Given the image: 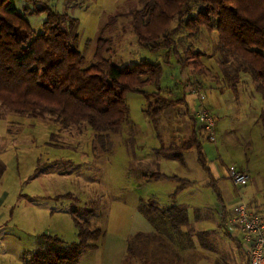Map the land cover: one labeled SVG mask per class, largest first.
<instances>
[{"label":"rangeland","instance_id":"1","mask_svg":"<svg viewBox=\"0 0 264 264\" xmlns=\"http://www.w3.org/2000/svg\"><path fill=\"white\" fill-rule=\"evenodd\" d=\"M144 1L15 0L20 11L49 5L75 19L73 28L80 36L79 49L88 66L94 63L102 35L111 42V54L106 57L120 67L145 60L161 64L165 71L162 88L150 86L145 91L172 105L163 111L160 128L155 130L145 114L146 99L128 93V120L119 131L103 133L102 138L86 124L63 126L49 116L29 118L5 111L0 135L10 139L11 150L0 159L11 162L14 174L5 178L4 187L10 195L4 204V220L0 217L4 222L0 227V264H31L45 236L66 244L78 242L74 218L91 231L101 229L98 248L82 253L78 263L98 264L110 245L124 246L139 230L142 218L138 209L153 216L151 201L160 208L186 206L191 219L195 205L210 208L213 210H205V216L211 217L213 211V218L218 219L220 197L235 190L228 169H244L249 162L259 164L264 157V97L256 82L244 74L237 89L226 84L216 51L218 36L203 28L192 38L183 28L161 40L164 50L159 53L141 49L130 14L142 9ZM45 18L44 14L29 16L32 28L42 30ZM177 25L175 21L173 27ZM198 52L201 57L196 56ZM200 96H205L204 105L216 119L215 143L209 142L193 121ZM193 129L202 144L200 149L184 147ZM172 144L177 148L155 154ZM199 151L206 153V162L201 161ZM177 152L181 158L172 159ZM155 173L178 176L193 184L176 193L179 181L151 179ZM224 203L229 210L232 203L228 197ZM201 223L208 224L205 228L216 225L213 220Z\"/></svg>","mask_w":264,"mask_h":264},{"label":"trees","instance_id":"2","mask_svg":"<svg viewBox=\"0 0 264 264\" xmlns=\"http://www.w3.org/2000/svg\"><path fill=\"white\" fill-rule=\"evenodd\" d=\"M34 14L46 15L38 32L29 21ZM130 17L138 45L154 54L164 50L161 40L183 28L190 38L202 28L216 33V51L226 84L237 89L241 76L248 74L264 97V0H145L142 9L135 10ZM175 21L178 25L173 27ZM73 26L75 19L49 5L20 11L15 0H0V119L5 111L29 118L49 116L63 126L86 124L102 138L103 133L121 129L130 113L126 96L139 93L148 103L147 118L159 130L163 111L172 103L145 89L162 88L165 71L161 64L145 60L120 67L106 57L111 54V42L102 35L97 40L94 63L88 66L79 49L80 36ZM199 53L196 56L201 57ZM152 98L156 100L153 102ZM197 137L193 130L184 147L200 149ZM176 148L172 144L155 150V154L160 156L163 150ZM178 158L181 152L172 155V159ZM150 178L179 181L176 193L193 184L160 173ZM149 207L153 216L140 210L155 233L138 232L131 236L127 241V259L131 264L187 262L186 251L193 246L195 237L203 238L207 232L194 230L186 206L160 208L151 201ZM201 211L195 209V219L204 216L205 211ZM227 216L225 213V219ZM74 219L79 241L66 244L45 236L31 264H78L82 253L98 248L101 229L91 231L88 225L84 227Z\"/></svg>","mask_w":264,"mask_h":264},{"label":"crops","instance_id":"3","mask_svg":"<svg viewBox=\"0 0 264 264\" xmlns=\"http://www.w3.org/2000/svg\"><path fill=\"white\" fill-rule=\"evenodd\" d=\"M1 120L2 119H0V121ZM195 126L196 125H194V128ZM7 127H9V125H7ZM6 131L9 133V129H6ZM9 143H10V139H7L5 135L1 134L0 157L3 153H6L9 150H11ZM200 148H202V144H200ZM205 154L206 153L202 154L203 157L202 159L206 162L208 157ZM10 163H5L4 159L2 160L0 159V217H2L3 220H4V214H3L4 204L6 201L9 200V195H10L9 190L6 187H4L6 181L5 178L14 174L13 169L11 170L9 167ZM16 169L17 171H19L18 163ZM240 170L247 172L251 176L250 183L242 191L245 199L252 205V207L257 212L264 215V157L261 159V162L259 164L255 162L254 163L249 162L246 168L244 169L241 168ZM170 177H174V176H170ZM165 180H169V179H165ZM190 182L193 183V181ZM179 186L180 184L178 185L177 189L179 188ZM235 190L233 193L230 191V195L228 194V196H226L229 198L230 202L232 203V204L228 203L230 204L229 210H227L224 203V199H226V197L224 195L221 196L222 206L220 209H217L219 216L218 219L213 218L214 215L213 211L211 217H206L204 214V216L199 217L198 220L195 219L196 217L195 209H200V211L201 210L205 211L206 208L202 209L201 207H196V205L194 206L193 208L194 218L191 219L189 217L191 225L196 232H204V233L207 232V233L203 236V238L198 239L195 237L193 246H190V248L186 251V255L188 258L187 264H248L247 257L240 244V239H241L240 231H238V229L236 230L234 226H232V228L227 227V223H226L227 217L225 219V213L229 214L239 204L237 190L236 191ZM138 211L140 212V216L142 220L140 219L138 220L140 224V228L139 230L136 231V233L138 232L145 234L155 233V228L149 222L147 216L140 209H138ZM207 220H211V221L213 220V222H215L216 225L211 224V228H205V226H207L208 224L207 223L202 224L201 222ZM3 224L4 222H0V227ZM201 225H203L204 228H202ZM136 233L133 232V235H135ZM127 241L128 240H126L125 245L120 246V248L116 245H110V247L106 251L104 250L101 253V257L98 258V264H131L126 256ZM146 264H159V263L149 262Z\"/></svg>","mask_w":264,"mask_h":264},{"label":"built area","instance_id":"4","mask_svg":"<svg viewBox=\"0 0 264 264\" xmlns=\"http://www.w3.org/2000/svg\"><path fill=\"white\" fill-rule=\"evenodd\" d=\"M206 98L200 96L199 107L194 111L193 120L198 128L207 135V140H217V123L208 106ZM228 178L237 190L239 204L228 214L227 227L240 231L241 244L248 264H264V215L257 212L245 199L243 189L250 183L251 176L235 167L228 169Z\"/></svg>","mask_w":264,"mask_h":264},{"label":"bare ground","instance_id":"5","mask_svg":"<svg viewBox=\"0 0 264 264\" xmlns=\"http://www.w3.org/2000/svg\"><path fill=\"white\" fill-rule=\"evenodd\" d=\"M205 135V134H204ZM206 137H207V135H206Z\"/></svg>","mask_w":264,"mask_h":264}]
</instances>
